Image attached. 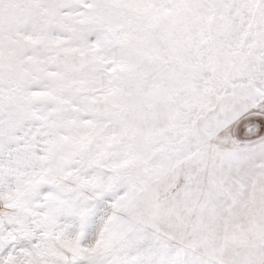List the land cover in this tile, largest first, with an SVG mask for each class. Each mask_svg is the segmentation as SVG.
<instances>
[{"label": "snow or ice", "instance_id": "obj_1", "mask_svg": "<svg viewBox=\"0 0 264 264\" xmlns=\"http://www.w3.org/2000/svg\"><path fill=\"white\" fill-rule=\"evenodd\" d=\"M0 264H264V0H0Z\"/></svg>", "mask_w": 264, "mask_h": 264}]
</instances>
